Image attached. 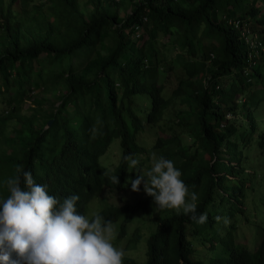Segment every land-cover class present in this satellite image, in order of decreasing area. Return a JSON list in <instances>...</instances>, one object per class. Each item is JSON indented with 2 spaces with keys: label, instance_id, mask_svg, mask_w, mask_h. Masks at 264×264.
Wrapping results in <instances>:
<instances>
[{
  "label": "trees",
  "instance_id": "16d2710c",
  "mask_svg": "<svg viewBox=\"0 0 264 264\" xmlns=\"http://www.w3.org/2000/svg\"><path fill=\"white\" fill-rule=\"evenodd\" d=\"M2 1L0 92L7 95L1 97L0 132L10 116L20 124L13 127V136L1 132L17 148L3 147L0 175L12 178L22 165L59 200L78 195L77 209L83 214L84 203L102 186H125L128 164L123 156L144 154L145 146L136 141V134L156 127L150 146L157 159L172 160L189 190L198 194V215L212 204L214 190L232 193L226 192L235 201L233 212L242 211L246 182L239 148L254 134L264 158V119L255 133L252 113L264 99V95L255 96L252 88L257 81L264 85V53L260 50L249 65L246 45L231 20L247 23L264 48V0H39L36 4L34 0H6L4 8ZM112 1L127 3L129 11L120 16L114 8L104 6ZM83 4L90 9L84 11ZM16 9L20 15L14 13ZM135 23L138 29L134 30ZM171 50L184 77L165 95V79L158 77L172 68ZM55 62L59 65L49 69ZM14 81L16 86L9 90ZM49 87L59 89V94L56 104L43 108L42 97L32 96V90ZM135 94L145 96L146 104H136ZM173 97L185 100L187 109L177 108L176 118L169 121L167 117L162 126L160 121ZM27 99L36 106L30 113L20 114ZM237 103L244 117L235 127L226 113L233 114ZM94 127L98 129L95 134ZM113 137L118 138L120 155L109 170L98 157ZM139 161L137 169H130L132 180L148 171L140 168L142 156ZM114 173L117 185L109 179ZM233 179L237 184L229 185ZM127 185L131 187L130 182ZM8 195L6 188L0 199ZM156 208L144 192L96 213L106 220L120 218L117 232L121 236L135 211L151 213ZM205 213L204 225H211L214 212ZM154 219L155 227L145 240L144 259L126 258L124 264H264V228H259L252 250L229 237L226 255L211 256L206 263L193 256L186 231L191 225L195 232L196 222L189 215L171 210Z\"/></svg>",
  "mask_w": 264,
  "mask_h": 264
},
{
  "label": "clouds",
  "instance_id": "9594fccd",
  "mask_svg": "<svg viewBox=\"0 0 264 264\" xmlns=\"http://www.w3.org/2000/svg\"><path fill=\"white\" fill-rule=\"evenodd\" d=\"M91 131L95 134L98 129ZM123 160L130 169L140 163L132 155ZM15 172L5 182L9 195L0 199V264H124V250L113 243L118 232L111 220L95 212L91 217L81 214L78 195L62 201L50 195L48 186L37 184L22 165ZM181 175L172 160L153 156L146 176L137 175L128 182L133 192H139L143 184V191L159 209L189 215L203 225L207 214H197L198 194L189 190ZM109 179L119 184L115 173ZM216 220L225 227L231 222L227 217Z\"/></svg>",
  "mask_w": 264,
  "mask_h": 264
},
{
  "label": "rangeland",
  "instance_id": "374dc122",
  "mask_svg": "<svg viewBox=\"0 0 264 264\" xmlns=\"http://www.w3.org/2000/svg\"><path fill=\"white\" fill-rule=\"evenodd\" d=\"M128 1V0H124ZM2 8H4L6 4V0L2 1ZM40 2L39 0H34V3ZM259 6L262 8L261 2L258 1ZM110 6L109 8L115 9L117 13L122 16L125 12L129 11V5L127 3L121 4L116 1L109 2V4L104 5ZM84 11H88L90 6L88 4H83L80 6ZM14 10V9H13ZM17 15H20L18 9L14 12ZM109 44V42H105ZM101 50L104 51V47H101ZM169 52V50H167ZM173 50L170 51L169 62L172 64V68L169 73L163 76V72L159 73L158 79L164 80V94L168 95L170 93V89L177 83L179 78L184 77V72L182 71L180 65L174 61L171 57L173 55ZM158 55H161L160 53ZM68 55L63 57L66 62ZM59 65L58 62L52 64L49 69L53 67H57ZM48 68V67H47ZM261 71L264 79V67H261ZM14 86H16V82L12 83V87L9 90H13ZM255 88L254 93L255 96L264 95L263 89L264 85L261 82H254L252 88ZM56 87L49 88H35L32 90V96L36 98L45 99L41 101V107L48 108L51 103L56 104L55 95L59 94V89L56 90ZM6 96L7 93L0 92V109L3 104H1V97ZM182 96L185 97L183 94ZM242 97V96H241ZM135 99V103L143 105L146 104L145 96H140V94H135L133 96ZM143 98V99H142ZM186 100L190 99L188 96L185 97ZM240 103H237V107L233 111V114L228 113L229 122L233 126H240L243 122L244 110L239 106ZM36 106V103L30 99H27L20 109V114H28L32 111V108ZM187 103L185 100L180 99L179 97H173L171 101H169V105L164 111V116L160 123L162 126L164 122L171 121V118L174 117V112L177 108H182L184 110L187 109ZM253 117L255 120L256 131L259 132L262 128V120L264 119V99L258 103L256 107H254ZM168 117V120L166 118ZM20 122L15 119L14 116H10L7 119L6 124L3 126L2 135H12L13 136V127L19 126ZM176 126V125H174ZM157 128L154 127L152 130L141 131L136 134V141L143 146H145L144 154H140L143 159L142 165L140 168L142 171L149 170L152 166L153 156L157 158L156 150L151 148L150 144L152 143L155 130ZM0 132V135H1ZM186 135V133L184 132ZM246 145L240 146L241 160L240 166L244 168L243 177L245 178L246 185L243 188V199H242V211L233 212L234 207V199L231 196H228L227 193L233 195L229 191H225L224 193L218 192L214 190L212 193V204L207 206L204 213L206 211H212L215 217L213 218V223L211 225H199L195 224L196 231H191V225L187 227V237L193 247V256L199 257L204 260L206 263H210L209 257L211 256H224L226 255V247L225 242L229 237H231L235 244L239 243L240 246H244L245 248L252 250L254 244L257 239V233L259 228H264V158L259 154L258 149L255 145L254 139L255 135L253 134ZM187 139V138H185ZM188 140V139H187ZM10 144L9 139H5L0 136V158L3 155V147L17 148V143L13 146H7ZM19 144V142H18ZM13 157H15L16 149L11 152ZM120 155V147L118 143V138L113 137L109 143L107 144L104 152L99 155L98 162L106 167L109 170H112L119 159ZM140 156H135V158L140 159ZM1 168V164H0ZM241 176V175H240ZM6 180L7 177L4 175H0V195L4 194L6 190ZM132 180V174L130 172V168H127L124 174L123 184L125 185L122 189H117L114 187L102 186L101 190L98 194L92 196L88 199L83 205V215L91 217L92 213H96L99 209L104 206L113 204L118 205L124 201L131 200L135 197L141 196L144 192L143 189H140L139 192H133L131 187H128V181ZM229 185L237 184L236 179L228 181ZM227 192V193H226ZM171 210L161 211L158 207L151 213H143L141 211H135L132 215L131 219L125 225V231L121 236H117L113 241L114 246L117 248L123 249L125 252L126 258H134L138 261L144 259V249H145V240L148 234L155 227V217L165 215L169 213ZM227 217L232 222L227 227H225L222 221L218 222L216 217ZM116 230L119 227L120 218L112 221ZM233 225V227H232ZM227 230L231 231L230 234L226 238H222V236L227 235ZM135 232V235L133 234ZM220 235V236H219ZM211 247H208L210 243ZM238 245V244H237Z\"/></svg>",
  "mask_w": 264,
  "mask_h": 264
},
{
  "label": "built area",
  "instance_id": "2783aa9c",
  "mask_svg": "<svg viewBox=\"0 0 264 264\" xmlns=\"http://www.w3.org/2000/svg\"><path fill=\"white\" fill-rule=\"evenodd\" d=\"M143 19H145V17H143ZM231 23L238 29L240 36L243 38V41L246 45V60L248 61L249 65H252L258 58L260 50H262V53H264V48L257 40L255 32L251 30L247 23L240 22L237 19L231 20ZM133 29H138V23L133 25ZM136 35H138V32L134 33V36ZM226 116H228V113H226Z\"/></svg>",
  "mask_w": 264,
  "mask_h": 264
},
{
  "label": "water",
  "instance_id": "95a60500",
  "mask_svg": "<svg viewBox=\"0 0 264 264\" xmlns=\"http://www.w3.org/2000/svg\"><path fill=\"white\" fill-rule=\"evenodd\" d=\"M50 123V119H48L47 121H46V124L48 125Z\"/></svg>",
  "mask_w": 264,
  "mask_h": 264
}]
</instances>
